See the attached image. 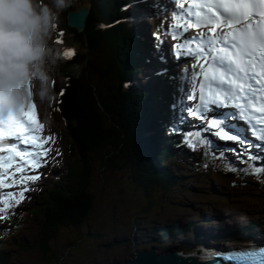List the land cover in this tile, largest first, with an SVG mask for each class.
I'll use <instances>...</instances> for the list:
<instances>
[{
	"label": "trees",
	"instance_id": "obj_1",
	"mask_svg": "<svg viewBox=\"0 0 264 264\" xmlns=\"http://www.w3.org/2000/svg\"><path fill=\"white\" fill-rule=\"evenodd\" d=\"M122 2L117 0L113 8L117 6L119 9ZM80 4L88 5L90 9L81 33L67 26L66 22L60 28L56 27L59 39H67V45L74 50V55L64 57L57 67L64 85L59 89L61 101L56 107V114L64 122L67 148L72 155L71 165L65 174H60L44 190L39 202L29 212L32 216H38L39 220L40 233L36 246L45 258L49 261L54 258L55 262L62 257L55 253L57 247L53 248L51 244L59 230L69 226L79 228L103 194L105 184L97 185L92 180L96 175L95 167L102 173L106 167L108 169L111 165L119 164V168L127 171L125 187L140 194L139 199L144 198L148 206L154 204V194L159 184L169 188L180 180L179 176L167 180V169L157 164L149 166L147 160L141 157L147 149L145 144L149 142L144 139L148 128L146 123L152 124L146 115L155 116L154 110L141 107L139 115L144 118L139 121L134 116L138 106L131 102L136 94L113 90L114 84L118 87L122 85V79L129 75L128 70L131 69L128 64L131 63L130 49L134 44L129 38V31L124 25L101 30L103 28L97 27V22L100 23L102 19L99 11L106 13L102 6L97 7L95 0H79L76 6ZM70 9L71 6L61 11L65 14ZM74 65L79 66L78 70L73 68ZM147 136L151 141L150 135ZM163 155L168 156L166 150L159 155L162 160ZM169 156L172 154L169 153ZM148 162L151 164V160ZM212 220L213 225L217 223V219ZM135 225L139 223L135 222ZM171 226L177 227V224L172 223ZM2 242L0 264H11ZM17 245L22 249L28 247L26 243Z\"/></svg>",
	"mask_w": 264,
	"mask_h": 264
},
{
	"label": "snow or ice",
	"instance_id": "obj_2",
	"mask_svg": "<svg viewBox=\"0 0 264 264\" xmlns=\"http://www.w3.org/2000/svg\"><path fill=\"white\" fill-rule=\"evenodd\" d=\"M181 7H183L181 5ZM192 7L197 9L194 13L195 19L187 20L184 24L176 23L172 28L179 30L182 27L187 29H202L207 27V33L201 31L198 35L183 37L185 43H175L173 55L177 57L190 58L196 63L193 68L199 67V72H194L184 81L183 99L187 97L194 103L195 80L202 77L199 84V103L191 104L177 103L172 101L173 106L182 112L177 117L181 127L185 116H190L199 121L195 135L200 137L199 144L207 149L211 140L204 138V131L213 134L222 141H232L234 145H217V148H227L238 159L251 161L259 160L264 166V152L249 153L247 150L252 142L247 140L242 132H237L234 121L249 120V108L247 96L256 98V93H261L260 99L264 100V0H212L210 3H201L199 0L193 3ZM173 20L177 17L173 15ZM166 36L173 41L181 37L173 35L167 28L164 33L160 31L153 33L156 43L153 45V54L161 62H166L163 51V43ZM62 43V40L56 41ZM199 42V43H196ZM61 55L70 58L74 55L72 48H64ZM229 73L235 70L236 79H226L224 69ZM157 75L166 74L165 70H158ZM239 77H244L247 84L239 82ZM227 85L226 91H214L212 85L217 83ZM192 83V91H188V85ZM206 84L208 90L206 91ZM237 85L236 93L232 86ZM55 81H53V86ZM28 99L21 98L19 104L9 102L8 95H0V139L18 137L28 147L21 151L15 144L9 143L0 147V189H9L6 194L0 193V221L7 220L15 207L27 199L26 193L31 191L30 184L41 179L39 171L48 163L51 154L62 155L57 149L51 147L55 137L53 135H39L43 124L38 119L35 103L32 100L30 86L28 87ZM241 96L244 105L237 102L238 94ZM63 93H61L62 95ZM229 108L231 111H221ZM237 110H241L237 117ZM264 114V104L254 109ZM257 123L264 125V119H257ZM255 127V125H253ZM204 131H201V130ZM174 134H177L174 126ZM178 134L184 136V131ZM191 133L184 143L190 149L196 150L195 143H190ZM264 139V135L260 137ZM264 147V145H259ZM241 148L244 151H241ZM207 155V151L204 153ZM225 153H221L223 157ZM234 170V169H230ZM252 174L264 172V167L254 166ZM232 259L233 257H228Z\"/></svg>",
	"mask_w": 264,
	"mask_h": 264
},
{
	"label": "rangeland",
	"instance_id": "obj_3",
	"mask_svg": "<svg viewBox=\"0 0 264 264\" xmlns=\"http://www.w3.org/2000/svg\"><path fill=\"white\" fill-rule=\"evenodd\" d=\"M75 1L72 0V2ZM39 3L49 5L54 11L56 10L54 0H39ZM89 10L88 8V12ZM64 17L62 11L59 10L56 19L59 27ZM99 28H103V24ZM55 41L52 35L49 45L53 50ZM55 55L58 57V52ZM53 81H55L54 86ZM63 85L64 82L61 76H58L57 65H55L53 80L50 83V94L46 98H40L35 95L32 98L39 114L38 118L44 121L43 130L46 132L45 136L53 135L55 137L51 147L57 149L62 155L57 157L55 152H53L48 160L50 168L46 167V170L49 171L44 172L43 170L41 179L29 185L31 191L26 193L27 199L15 207L14 212L7 219L9 222L10 220L14 222V225L12 226L13 223L7 224L6 220L0 221V228H7L6 226H8V229H6L7 235L5 234L0 239L5 242L4 248L7 251L5 253L9 255L11 264H55L54 258L49 261L36 246L40 233L39 220L38 216H32L29 212L39 202L44 190L51 186L54 176L67 172L68 166L71 165L70 157L72 155L68 151L69 148H67L68 140L64 125L61 124L62 121L57 117L58 109L57 112L55 109L59 105L57 101L60 96L59 93L54 94V92ZM29 86L31 89L32 86ZM133 114L135 113L133 112ZM146 117L150 120L149 122L156 124V119H154L153 115L152 118L147 115ZM49 128L51 130H48ZM38 134L44 135L42 132ZM144 134V139L150 141L147 136L149 135L148 129ZM211 136L219 140L213 134ZM145 146L147 148V144ZM147 153L148 148L145 154L147 163L151 166L154 155ZM232 157L235 158L233 153ZM135 158L133 157V159ZM202 158H204L203 151L199 147L197 150H193L192 157L185 160L183 162L184 165L180 164L181 170H184L198 163L201 164L200 171L202 173L206 171L202 177L198 178L197 183H192L193 189L168 193L166 197H163L164 194L161 191L156 192L154 201L158 203L152 205L153 209L149 213H143L142 211L145 202L144 198L139 199L141 197L140 194L132 188L131 192L125 187L126 182L124 179L127 171L119 169V164L118 166L111 165L108 169L106 167L105 171H102L104 174L101 173L98 167H95L96 175L92 178L93 183L96 182L95 184L97 185L105 184L103 194L97 199L98 204H96L95 209L79 228L70 226L61 228L60 233L51 243L53 248L57 247L55 253L62 255L60 258L62 264H115L132 257L134 251L141 249L143 245L145 246V243L143 245H141L142 243L128 245L130 234L133 230L130 221L134 216H145L143 217L144 220L151 222L157 220L158 224L160 222L161 225H167L173 219H180L185 222L195 221L197 219L194 215L200 213L201 216L206 214L209 224L213 225L214 221L212 218H215L225 221L227 227H231V225L236 224L233 221L237 222L240 220L242 225L243 222L244 224L247 223L248 218L245 215H249V218L255 221V225L258 226L264 235V177H240L233 173L221 175L215 171V167L216 165H223L225 159L219 157L211 163H207ZM149 160H151V164L148 162ZM206 166L209 167L204 170ZM234 166L239 167L237 165ZM184 176L187 177L189 174L184 173ZM102 177H105V179ZM212 186L214 187L213 191L210 189ZM7 191L10 190L0 189V193L6 194ZM216 192H218L217 196H215ZM199 207H204V212L199 211ZM206 207L207 210L205 209ZM143 227L145 226H141V228ZM136 233L137 236L142 234L140 231ZM145 233L147 232L145 231ZM127 237L129 239L128 242L125 241ZM181 241V239L176 240L173 246L180 245ZM17 243H26L28 247L27 249H22L18 245L15 246ZM183 243L186 244L185 242Z\"/></svg>",
	"mask_w": 264,
	"mask_h": 264
},
{
	"label": "clouds",
	"instance_id": "obj_4",
	"mask_svg": "<svg viewBox=\"0 0 264 264\" xmlns=\"http://www.w3.org/2000/svg\"><path fill=\"white\" fill-rule=\"evenodd\" d=\"M72 0H54L55 11L39 0H0V95L19 104L32 97L46 98L58 58L49 45L59 10ZM73 68L78 70L79 66Z\"/></svg>",
	"mask_w": 264,
	"mask_h": 264
},
{
	"label": "bare ground",
	"instance_id": "obj_5",
	"mask_svg": "<svg viewBox=\"0 0 264 264\" xmlns=\"http://www.w3.org/2000/svg\"><path fill=\"white\" fill-rule=\"evenodd\" d=\"M199 1H201V0H199ZM171 2V0H165V2H163V4H165V5H169V7H170V10L169 11H167V10H165V11H163V9L159 6V7H156L157 9H162L161 10V15L163 16V17H167L168 19H170V20H173L172 19V17H173V15H175L176 17H177V19L176 20H173V21H176L177 23H181V24H184L185 23V21H187V19H183L184 18V16L183 15H186V12H183L182 13V11H184V9H185V7H186V4H180V5H178V6H174V4L173 3H170ZM122 4H124L123 2H122ZM125 5V4H124ZM181 5L183 6V7H181ZM133 7H135V6H133ZM172 8H175V10H173ZM71 9H73V8H71ZM71 9L70 10H68L67 12H69V11H71ZM67 12L64 14V13H62L64 16H65V18L63 19V21H62V23L63 22H66V24H67V18H66V14H67ZM148 16H149V14L147 13V12H143V17L141 18V17H139V21H144V20H146L147 18H148ZM167 20V19H166ZM148 29H146V30H151L152 31V29H151V27H150V22H148ZM102 25V24H101ZM67 26H69L68 24H67ZM70 27V26H69ZM71 28H74V27H71ZM147 28V27H146ZM76 29V28H75ZM84 29V28H83ZM192 29H196V28H192ZM179 30H181L182 31V33L184 32V33H186V35H189V33L187 32V30H185V28L184 27H182L181 29H179ZM78 31V30H77ZM79 32V31H78ZM150 32V31H149ZM142 34H143V32L142 31H138L137 33H136V35H140V36H142ZM150 35H151V32L149 33V34H147V35H145V37L146 38H149L150 37ZM191 43H192V41H191ZM152 45L154 44L153 43V41H152V43H151ZM164 44V43H163ZM143 53H146V52H143ZM171 56H172V54H171ZM145 59H146V61H150V58H149V55L146 53L145 54ZM172 59L174 60V61H176L179 65H181V62H180V57H177V56H172ZM184 61L185 62H189V63H191V61L190 60H188L187 58H184ZM135 62H139V59H135ZM151 63V65L153 64V65H157V66H155V70H158V68H160L161 66H162V63L160 62L159 64H158V60L156 61H152V62H150ZM135 64V63H134ZM136 70H139L138 68H133V70L131 71V73L133 74V73H135L136 72ZM131 78H132V76H131ZM57 94V93H56ZM59 94H60V91H59ZM182 94H183V92H182ZM61 101V99H60V97H59V99H58V101H57V103H59ZM242 102H244V100L242 99ZM56 107H58V106H56ZM56 107H55V109H56ZM38 113V112H37ZM38 117H39V114H38ZM153 117L155 118V116L153 115ZM186 118L188 117V118H190V119H187V122H186V126H187V128L189 129V131H190V127H192V125H194V126H197L198 125V121L197 120H195V119H193L192 117H190V116H185ZM39 119V118H38ZM40 120V123L41 124H43V126H44V121L40 118L39 119ZM194 121H196L197 122V124L194 122ZM159 122H161V118H159ZM64 123V122H63ZM153 124V123H152ZM151 124V125H152ZM174 126L176 127V120L175 119H172V127H173V129H174ZM152 127H154L153 125H152ZM151 127V128H152ZM183 127V129H185V126L183 125L182 126ZM156 128H157V125H156V127H155V130H156ZM172 129V131L174 132V130ZM48 130H51L50 128L48 129ZM202 131H203V129H202ZM40 132H42L44 135H45V131L42 129ZM185 133H186V131H184ZM246 133H248V131H246ZM186 135V134H185ZM211 140H212V142H213V144L211 143L210 144V147H212V150L213 151H217V152H220V153H225V155L227 156V157H232V152H230V149H227V148H223V147H221V148H217V145H218V143H219V145H225V144H228V145H233V146H235L234 145V142H232V141H222V140H216L215 138H213V136H208ZM249 137H250V139L253 141H256V143H252L251 144V150L249 151V150H247V152H246V154H249V153H258V152H264V148L262 149V147H259V145H258V143H262L263 145H264V139H261V138H257L254 134H250L249 135ZM261 137V136H260ZM144 138V137H143ZM161 138H163L164 140L166 139V136H164V137H161ZM10 142H12V140H9ZM163 141V140H162ZM15 142H17V148L19 149V150H21L22 149V146H24V143H22L21 142V140L17 137L16 138V141ZM171 142V141H170ZM7 143V141H5L4 143H3V145L5 146V144ZM164 144H166V145H168V147H169V149L171 150L172 148H173V146H172V144H169L168 142H163ZM186 148H184V150H185ZM242 150H244L243 148H241ZM188 149H186V151H187ZM22 151V150H21ZM176 151H180V148H176ZM216 156H220V155H216ZM232 159H234V160H236L237 161V159H236V157L235 158H232ZM164 162H166V160L164 159ZM229 163V164H228ZM256 165H261L260 164V161L259 160H256L255 162H254ZM178 164H183V162L181 161V160H177V161H173L172 162V164L170 165L171 167H172V169H173V171L174 172H176L175 174H179V172H181L182 170H181V167H180V165H178ZM233 164V165H232ZM158 165V164H157ZM184 165V164H183ZM229 165V166H228ZM234 165H237V166H239V167H235ZM246 166H245V168H244V170H239L240 168H241V164L240 163H237V162H232L231 163V165H230V162H226V163H224L223 165L222 164H220V166H222V167H230V169H235V170H239L241 173H239L238 175H242V176H247L248 174H249V172L251 171V168L252 167H254V166H252L250 163H246L245 164ZM46 167H49V162L47 163V165L45 166V167H43L42 168V170L40 171V172H42L43 170H44V172H48L49 170H46ZM158 167H161L162 169H167V170H169L167 167H165V166H159L158 165ZM157 167V168H158ZM50 168V167H49ZM229 169V170H230ZM172 171V172H173ZM231 171H234V170H231ZM56 172H57V170H56ZM171 172V173H172ZM59 175H60V173H59ZM55 179V178H54ZM159 179V178H158ZM216 193H218V192H216ZM189 223V222H188ZM211 226H213L212 224H210ZM227 226V225H226ZM1 233H3L4 235L7 233V231L6 230H1ZM221 237H225L224 235H221ZM228 238H230V237H225L224 239H228ZM144 242H142V244H143ZM183 243V241H181V243L180 244H182ZM187 244V243H186ZM1 245H3V244H1ZM143 247H144V245H143Z\"/></svg>",
	"mask_w": 264,
	"mask_h": 264
},
{
	"label": "water",
	"instance_id": "obj_6",
	"mask_svg": "<svg viewBox=\"0 0 264 264\" xmlns=\"http://www.w3.org/2000/svg\"><path fill=\"white\" fill-rule=\"evenodd\" d=\"M88 13L87 6H82L78 10H71L67 12V24L70 27L76 28L78 31H83L85 27V19ZM58 88L56 90L59 93ZM60 96V94H59ZM61 120V119H59ZM61 122V121H60ZM64 125V123H61ZM65 129V127H64ZM174 255L175 257L171 259V256ZM194 260L190 259L189 257H183L178 254H168V255H156L154 251H141L136 254V256L132 259H128L123 264H192Z\"/></svg>",
	"mask_w": 264,
	"mask_h": 264
}]
</instances>
